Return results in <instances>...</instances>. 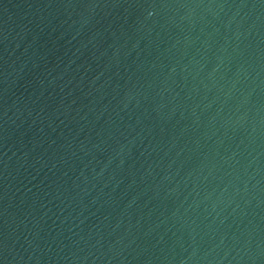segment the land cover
<instances>
[{
    "label": "water",
    "instance_id": "1",
    "mask_svg": "<svg viewBox=\"0 0 264 264\" xmlns=\"http://www.w3.org/2000/svg\"><path fill=\"white\" fill-rule=\"evenodd\" d=\"M0 264H264V0H0Z\"/></svg>",
    "mask_w": 264,
    "mask_h": 264
}]
</instances>
